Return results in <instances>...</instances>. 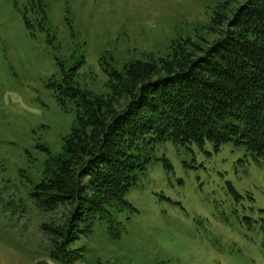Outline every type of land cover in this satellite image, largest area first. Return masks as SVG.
Segmentation results:
<instances>
[{
  "label": "rangeland",
  "instance_id": "rangeland-1",
  "mask_svg": "<svg viewBox=\"0 0 264 264\" xmlns=\"http://www.w3.org/2000/svg\"><path fill=\"white\" fill-rule=\"evenodd\" d=\"M243 1L0 0V264H264V158L235 141L158 144L125 197L136 213L113 210V233L97 222L63 259L43 226L68 211L30 196L77 126L68 87L106 94L112 70L212 44L215 12Z\"/></svg>",
  "mask_w": 264,
  "mask_h": 264
},
{
  "label": "trees",
  "instance_id": "trees-1",
  "mask_svg": "<svg viewBox=\"0 0 264 264\" xmlns=\"http://www.w3.org/2000/svg\"><path fill=\"white\" fill-rule=\"evenodd\" d=\"M211 31L218 35L212 44L178 41L165 57L108 72L106 94L65 90L79 109L77 126L62 155L44 148L49 160L30 194L45 213H69L63 226H43L62 259L67 245L90 236L97 222L113 233V210L136 213L125 197L158 144L235 141L264 158V0L221 5Z\"/></svg>",
  "mask_w": 264,
  "mask_h": 264
}]
</instances>
